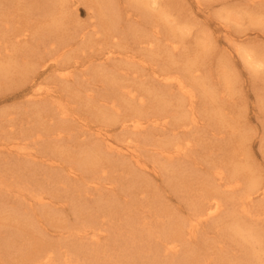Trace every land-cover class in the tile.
<instances>
[{"label": "rangeland", "instance_id": "obj_1", "mask_svg": "<svg viewBox=\"0 0 264 264\" xmlns=\"http://www.w3.org/2000/svg\"><path fill=\"white\" fill-rule=\"evenodd\" d=\"M57 1L0 0V13H4L0 15V120L9 118L8 112H13L10 124H13L15 135L18 133L22 136H29L31 134L29 127L32 128L36 124L35 121L39 119L42 122L41 127L44 128L49 127V129L55 130L60 125V129L63 131V141L60 140L56 147L58 150L60 147L62 148V154H60L63 155V158L77 159L82 155H90L93 150L98 148V146L96 149L93 147L95 139H97L96 136L90 130L81 134L79 131L83 127L79 121L74 122L61 114L60 110H54L55 102L50 98H47L48 100L43 103L29 100L27 88L31 84L30 79L39 74L42 90L50 88L51 95L60 94L66 98V95L74 93V90L84 84H93L98 93H107L113 83L106 84L105 79L115 77L116 69H124L121 71L124 78L137 80L136 77L128 76V72L131 71L126 69H140L139 74H142L152 68L181 69L184 65H189L194 61L202 71L199 74L202 79L207 80L212 75L211 82L216 84L215 86L209 84L212 100L208 104L203 101L200 106L204 112H200L198 109L196 114L204 115L209 109L216 106L223 111L224 118L219 120L211 116L209 120L208 115H204V119L199 120L200 125L196 130H193L194 134H198L197 131H202L204 128V132H207L205 134L207 136L206 145L213 148L208 150L202 142L201 147L195 148L193 155L188 154L185 158L180 157L176 162L180 163V169L176 168L175 175H170V169L167 170L166 162L159 163L162 158L155 153L154 149L160 143L168 144L174 141L176 137L184 138L181 129L178 131L176 127L177 123H183L182 120L177 122L170 119L168 126L159 129L150 127L148 131H143L142 135L125 133V131L122 132L124 134H120L121 130L114 127L117 129L114 135L121 141L123 140L122 144L119 142L120 147L126 146V144L137 146L136 149L145 163L154 166L155 170L159 172L155 178L150 173L139 169L127 150L117 154L106 149L112 154L101 153L99 155L108 160L109 167H113V170L108 169L109 172L106 170L102 174V171H99L101 166L99 162L95 173L93 171L92 173L84 172L78 179L67 175L66 167L75 165L72 161L66 160L65 163L61 162L54 167L48 164V160L55 161L58 151L50 145L47 138H43L39 142L33 141L34 137L29 136L27 140L21 141L23 149L18 150L19 152L7 154V152L1 151L0 155L14 157L12 158L13 163L20 165L18 170H22L26 163L32 164L31 167L36 171H34L35 174L31 172L33 174L31 180L41 179L40 181H42L45 171L54 170L61 172L74 186H69L66 190L62 182L51 183L57 189L58 195L53 190L51 191L52 195L49 193L47 204L50 211L41 221H37L38 225L33 237L29 236V232L22 235L24 239L29 238L28 241H33L34 246L31 251L36 255H42L48 252L47 244L61 240L56 244L60 247L59 254L81 264L79 259L81 254L77 252L79 255H76L67 250L66 247H69V243H73L74 239L77 240L79 236V239L81 238L91 245L100 243L118 246L121 241L124 243L127 237L125 232L129 224L137 217L141 221L146 215V211L150 213L147 214L150 222L158 220L168 232L171 227L170 220L175 221L179 218L187 221L191 217V211L187 205L188 197L179 191H177L178 193L174 192L173 185L180 187L194 180L202 183L201 175L204 177L205 171L211 167L210 165H215L222 160L221 152L233 149V155L236 152L234 158H238H236V162L225 167L227 176L233 172L234 166L239 165L245 169L247 177L241 180L240 190L225 192L222 195V197H227L222 212L202 223L195 240L187 239L185 236V245L189 247L191 243L195 246L198 256H203L204 251H207L208 257L212 261L211 264H257V259L251 252L244 254L246 250L244 245L238 244L237 240L231 236H222V231L231 224L226 211L228 209L230 212H233L234 209L236 211L240 206L238 200H232V197L239 198L241 193L253 182H264V22L258 21L255 14L264 16V0H158L156 4L146 5L145 9L141 3H149L151 0H66V5L71 4V8L67 6L62 12L64 17L56 18L60 14L55 10V7H58ZM103 3L109 5V14L117 19L114 23H110L111 26L100 25V31L91 36L90 44H85L84 47L80 44L77 49L72 48L73 58L80 61L82 66L78 69H66L59 74L61 69H65L66 64H63L61 69L53 72L51 69H47L41 75L42 69H37L39 59L42 56L47 58L46 52L53 53L55 56L64 54L73 43L74 38L60 37L51 30L53 27L51 25H44L46 31L39 32V35L34 31L41 30L40 25L42 26L45 21L54 24V20H57V27L60 26L63 32L71 33L74 30L78 32L83 28L89 32L94 10ZM65 10L67 11L64 13ZM40 19L45 21L41 22ZM5 21H10V23L5 24ZM25 27L29 29V34L25 39L19 40L15 44L13 28L23 30ZM155 28L157 35L152 32ZM111 31L113 33H110ZM110 34L115 35L116 38L108 36ZM151 34H153L150 36L152 39L147 36ZM103 36L105 37L103 38ZM145 41L153 42L154 46L148 48ZM174 42H178L177 47L172 49L171 46ZM3 44L7 47L5 51L2 50ZM107 48H113L120 52L126 50L143 62L121 61L119 56H115L109 61H103L101 53ZM243 51L253 54L259 59L261 65L256 67L248 64L240 56L241 53H244ZM68 71L71 72L70 76L65 75ZM62 73L64 74L62 75ZM217 75L222 76V82L220 79L216 82ZM140 79L148 78L145 75L140 76ZM225 79L232 85L229 97L223 95L226 90ZM80 93L84 95L82 91ZM64 98H61L59 102L62 103ZM75 110L77 113L83 114V111ZM3 112H6L5 116H1ZM108 113V118L104 120H111L119 114L112 109H108ZM126 113L131 112L127 111ZM143 113L148 112L145 110ZM92 119L91 116H88L89 121ZM88 120H84V122L87 123ZM216 131L219 134H216L217 137H213L211 133L214 134ZM125 139L126 141H124ZM98 143L101 144L100 141ZM242 146L244 151L240 153L239 150ZM3 161L5 160L0 159V164ZM22 177L23 174L20 178ZM92 177H95L93 180L100 183L99 189L90 186L89 181ZM9 178L13 180L12 185H9L11 187L8 191L9 196L5 198V206L0 208V247L6 242L12 246V249H16L14 242L17 241L19 229L32 228V223L24 222L19 215H24L26 211L37 219V214H40V205L37 202L26 205L23 202L24 208L21 209L20 204L17 205L21 199L18 192L19 183L16 182L15 176L9 175ZM149 179L153 183L150 184V194L161 195L155 197V199L158 197L161 199L157 211L161 209L165 211L166 208L173 210L174 214L171 219L167 216L157 217V214H152L155 211L151 209L154 206L151 199L146 206V197L143 191L149 183ZM45 185H48L49 188L48 183ZM203 185L206 186L205 183ZM196 186L199 187L200 184L196 183ZM112 200L113 203L109 204ZM109 205L110 210H106L105 214L100 215L102 208H107ZM259 205L263 207L264 200L257 198L247 207L253 211ZM124 206H130L132 209L137 207V209L126 210ZM79 207H83L85 211L87 210L94 216L96 215L95 228H109V232L98 231L97 241L95 237L86 238L80 233L73 235L74 232H70L68 228L75 227L78 222L75 211H78L79 209H76ZM10 216H13V219L7 225ZM17 217L18 222H16ZM243 218L248 224H253L249 217ZM5 219L8 220L4 221ZM250 226L252 225L247 228ZM110 229L117 231V239L111 236ZM39 230L41 232L38 234ZM62 245L63 247H61ZM182 247L178 251L179 255L185 254ZM3 253L6 252L0 250V263L24 264L23 259L19 260L18 255L14 252ZM223 253H226L227 256H224ZM170 256V254H166L161 257L163 261L166 259L169 261ZM261 256L263 257L264 254ZM55 261L56 259L51 260L52 264H55ZM191 262L198 264L194 263L193 259ZM182 264H186V260Z\"/></svg>", "mask_w": 264, "mask_h": 264}, {"label": "bare ground", "instance_id": "obj_2", "mask_svg": "<svg viewBox=\"0 0 264 264\" xmlns=\"http://www.w3.org/2000/svg\"><path fill=\"white\" fill-rule=\"evenodd\" d=\"M57 3L58 7H55V10L60 14H58V17L56 18H62L64 17L62 13L63 9L67 8V6L71 8L72 5H66V0H58ZM156 3H158V0H151L149 3L141 4L145 9L146 5L150 6ZM111 4L113 6V3ZM108 6L109 5L107 3H103L98 6V8H95L89 32L83 28L78 32L74 30L71 33H66L65 31L63 32L60 26L59 28L57 27V20H54V24H52L40 19L41 22L45 21V23L42 26L40 25L41 30L34 31L37 35H39V32L43 33L46 31L44 29V25H51L53 26L51 30L57 33L60 37L65 36L68 38H74L72 41L73 43L70 44L64 54L61 53L59 56H55L53 53L46 52L47 58L42 56L39 59L37 62V69H42L41 75L44 74L47 69H51L52 72L57 71L58 69H61L63 64H66L64 67L65 69H61L59 74L61 71L66 69H78L82 66L80 61L73 58L72 48L74 47L77 49L80 44L82 47H84L85 44H90L91 36L100 31V25L107 24L108 26H111L110 23L115 22L117 18L115 19L112 14H109ZM66 11L67 10H65L64 13ZM11 12H13V10H11ZM2 14L4 13H0V15ZM255 14L258 21L264 22V16H259L257 13ZM4 23L9 24L10 21H5ZM152 32H155V35H157L156 28ZM12 33L13 41L17 44L19 40H23L27 37L29 29L26 27L23 30L13 28ZM110 33H113V31ZM152 35L153 34L147 36L152 39V37H150ZM108 36H111L112 38L115 37L113 34ZM104 37L105 36H103V38ZM177 43L178 42H174L171 48L175 49L177 47ZM145 44L148 48L154 46L151 41H145ZM14 47H16V45H14ZM2 50H7V47H5L4 44ZM243 52L244 53H241L240 56L243 60H246L248 64L256 67L261 65L259 59H257L253 54L247 51ZM115 56H119L121 61L134 60V62L137 63L143 62L136 59L135 55L128 53L126 50L120 52L114 50L113 48H107L101 53L103 61H109L115 58ZM195 63L196 62L194 61L189 65L186 64L181 69H147V71L142 74H139L140 69H126L131 71L128 72V76L136 77L137 80L124 78L121 74V71L124 69H116L117 75L115 77H107L105 79L106 84L113 83L107 93H98L94 89L93 84H84V86L74 90V93L66 95V98L60 94L56 96L51 95L50 88L42 90L40 87V74L36 77H32L30 79L31 84L29 88H27V91L29 92V96L27 97L30 98L29 100L43 103L45 100H48L47 98H50L56 103H54V110H60L61 114H63L66 118H70L74 122L79 121L83 127V129L79 131L81 134L90 130L91 133L96 136L97 139H95L93 147L96 149L98 146V148L95 151L93 150L90 155H82L77 159H67L68 157L63 158V155H61L62 148L60 147V150H58V147H56L60 140L63 141V131L60 129V125L57 126V129L55 130L49 129V127L44 128L41 127L42 122L39 121V119L38 121H35L36 124H34L32 128L29 127V129H31V134H29V136L31 138L34 137V139H32L33 141L36 140L39 142H41L43 138H47L50 145L54 149H57L58 156L55 158V161L48 160V164L51 167L58 166L61 162L65 163L66 160L72 161L75 165L67 166L66 170L68 173L67 175L74 179H78L84 174V172L92 173L93 171L95 173L96 166L99 162L101 165L99 171H102V174L105 173L106 170L108 172L109 170H113V167H109L110 164L108 163V160L102 158L99 154L103 153L111 155L112 152L121 154L122 151L126 150L130 154L131 158H133L134 164L139 169L150 173V175L155 178V175L159 172L155 170L154 166H149L145 163L136 149L137 146L126 144V146L120 147V143L122 144L123 140L121 141L114 135V132L117 130L114 129V127L121 130L120 134H124L122 132L125 131V133H139V135H142V132L148 131L150 127H156L159 129L168 126L170 124V119L177 122L178 120H182L183 123H177L176 127L178 131L181 129L184 134V138L176 137L174 141L168 144L160 143L154 149L155 153L162 158L159 163L166 162L167 170L170 169V175H175L176 168L180 169V163H176L180 157L185 158L188 154L193 155L195 148L201 147L202 142L208 150L213 148L206 145L207 143L205 141L207 136L205 134L207 132H204V128H202V131H197V135L194 134L193 130H196L200 125L199 120L204 119V115H208L207 117L209 120L211 116L213 118H218L219 120L224 118L223 111L216 106H214L213 109H209L204 115L196 114L198 109L200 112H204V109L200 106L203 101H206L204 103L208 104V102L212 100L210 97L212 94L209 89V84L214 86L216 84L211 82L212 75L209 76L207 80L202 79V76L199 75L202 71L199 70V66L195 65ZM63 74L64 73H62V75ZM65 75L70 76L71 72L68 71ZM145 75H147L148 79L141 80L140 76ZM215 79L217 80L216 82H218L219 79L221 82L223 81L222 76L217 75ZM224 83L226 85V90L223 95L229 97L231 95L232 85H230L231 83H228L227 79L224 80ZM80 91H82L84 95H82ZM61 98H64L62 103L59 102ZM75 106L78 107L76 108ZM75 109L83 111V114L81 115L77 113ZM108 109L115 110L119 114L111 120H104L109 116ZM145 110L148 113H143ZM127 111H130L131 113H126ZM5 115L6 112L1 113V116ZM8 116L9 118L0 120V152L5 151L7 154H12L23 149L21 141L27 140L29 136H22L18 133L15 135L13 124H10V120L13 118V112H8ZM88 116H91L93 119L89 121ZM84 120H88V122L86 123ZM189 132L190 135H188ZM211 134L213 137H217L216 134L219 133L216 131L214 134ZM98 141H100L101 144H99ZM124 141H126V139ZM106 149H109L112 152H107ZM243 151L244 147L242 146L239 152L242 153ZM221 153L223 155L222 160L218 161L215 165H210L211 167L206 169L204 177L201 175L200 179L202 180V183L198 182V180H194L193 182L184 184L180 187L173 185L174 192L178 193L177 191H179V193H183L186 197H188L189 202L187 205L190 208L191 217L188 218L187 221H183L179 218L175 221L170 220L171 227L170 230L166 232L158 220L150 222L149 218H147V214L150 213L146 211V215L141 221L139 220V217H137L135 218L136 220H133L131 224H129V227L125 232L127 237L124 240V243L121 241V243H118V246L109 244L103 245L100 243L91 245L88 242L83 241L81 238L79 239L78 236L77 240L74 239L73 243H69V247H66L67 250L75 253L76 255L81 254L79 257L81 264H182L185 260L186 264H193L191 259L194 260V263L211 264L212 261L208 257L207 251H204L203 256H198L199 254L195 246L191 243L189 247L185 245V236L187 239L195 240L202 223L217 216L224 209L227 197H222V195L225 194V192H235L240 190L241 180L247 177L245 169L239 165L234 166L233 172L227 176L228 173L225 167L231 165L238 157L234 158V156H236V152H234L235 155H233V149L230 151L223 150ZM12 158L14 157L0 155V159L5 160L2 164H0V208L5 206V198L9 196L8 191L9 188H11L9 185H12L13 182V180H10L9 175H12L15 176L16 182L19 183L18 192L22 199V201L21 199L19 200L17 205L20 204V208L23 209V202L26 205H31L37 202L40 205V214H37V219L33 218L26 211L24 212V215H19L24 222L32 223V228L29 229V227H25L19 229V233L16 238L17 241L14 242V248L16 249H12L11 245L4 242L0 247V250L6 253L14 252L18 255L19 260L23 259L24 264H52L51 260L54 261V259H56L55 264H78L77 261H71L65 256H62L61 253L59 254L60 247L56 246V244H58L61 240L55 241L56 243L47 244V253L36 255L31 251V248L34 246L33 241H28L30 240L29 238L24 239L22 236L29 232V236L33 237V233L36 232L35 229L38 225L37 221H41L45 217V214L50 211L47 204L49 202V193L52 195L51 191L53 190L58 195V191H56L57 189L52 186L51 183L56 184L62 182L66 190L69 186H72V183L70 184V181H68L61 172H56L54 170L45 171V176H43L44 179H42V181H40L41 179L38 181L35 179L31 180L33 176L31 172L34 173V171H36V169L31 167L32 164L26 163L22 170H18L20 165H15ZM194 163L197 164L196 162ZM21 174H23L22 178H20ZM94 178L95 177H92L89 181L91 184L90 186L95 189H99L101 187L99 185L100 183L93 180ZM148 182L149 183L145 186L143 191L146 197V206L150 203L151 199L154 202V206L151 209L155 211L152 214H157V217L167 216L171 219V216L174 214L173 210H167L166 208L165 211L163 209L157 211L161 199L159 197L155 199V197L161 195L158 193L150 194V184L153 183L150 179ZM47 183L49 184V188L48 185H45ZM196 183H199L200 186L197 187ZM204 183L207 187L203 185ZM77 188L79 189V187ZM205 188H207V190H205ZM228 198L231 199L230 196H228ZM257 198L264 200V182H253L241 193L239 198L232 197V200H238L237 202L240 206L236 209V211L235 209L233 212H230V209L226 211L231 224L223 229L222 236L226 237L227 235L228 237H233L237 240L238 244L245 246L246 250L244 254L251 252V254L256 257L257 264H264V256H261V254H264V206L261 207V205H259L253 211L247 207V205L250 206L254 203ZM106 199L109 198L106 197ZM111 203H113V200L109 202V204ZM124 209L136 210L137 207L132 209L130 206H124ZM76 210H78L75 211L78 222L75 227L68 228L70 232H74L73 235H78L80 233L86 238L95 237V240L97 241L99 236L98 231L101 233L109 232V228H95V223L97 221L95 218L96 215L94 216L87 210L85 211L83 207H79ZM106 210H110V205L107 208L103 207L99 214H105L107 212ZM243 217H249L253 224H248L246 219ZM12 219L13 216H10V220L7 225L10 224ZM6 220L8 219H5L4 221ZM16 222H18V217L16 218ZM249 225L252 226L247 228ZM40 232L41 230L38 231V234ZM110 232L112 237L115 239L118 238L116 230L110 229ZM181 246H183L182 248L185 251V254L183 255H179L178 252L181 249ZM61 247H63V245ZM77 252H79V254H77ZM166 254L171 255L169 261L167 259L164 261L162 260L161 256H165ZM223 255L227 256L226 253H223ZM52 256L54 257L52 258ZM15 257L17 258V256Z\"/></svg>", "mask_w": 264, "mask_h": 264}]
</instances>
